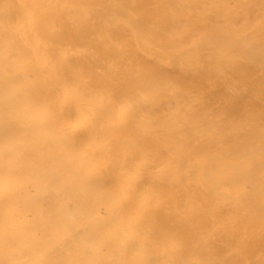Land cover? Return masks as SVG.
<instances>
[{"label":"bare ground","instance_id":"obj_1","mask_svg":"<svg viewBox=\"0 0 264 264\" xmlns=\"http://www.w3.org/2000/svg\"><path fill=\"white\" fill-rule=\"evenodd\" d=\"M0 264H264V0H0Z\"/></svg>","mask_w":264,"mask_h":264}]
</instances>
